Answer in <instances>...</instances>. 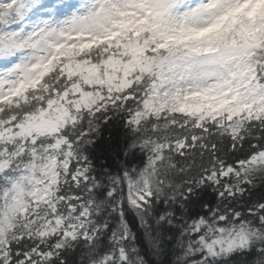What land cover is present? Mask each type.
<instances>
[{"label":"trees","instance_id":"1","mask_svg":"<svg viewBox=\"0 0 264 264\" xmlns=\"http://www.w3.org/2000/svg\"><path fill=\"white\" fill-rule=\"evenodd\" d=\"M57 2L0 3V55L20 58L30 15ZM254 12L264 17V0L230 9L202 34L154 21L135 37L127 19L103 41L104 58L97 46L53 61L0 102V264H264V119L209 122L155 108L172 64L202 49L237 58L264 85V20L255 24ZM43 112L55 129L18 135ZM36 181L46 199L32 196ZM136 183L151 192L141 206L131 200ZM240 232L244 246L213 249Z\"/></svg>","mask_w":264,"mask_h":264},{"label":"rangeland","instance_id":"2","mask_svg":"<svg viewBox=\"0 0 264 264\" xmlns=\"http://www.w3.org/2000/svg\"><path fill=\"white\" fill-rule=\"evenodd\" d=\"M13 1V0H11ZM249 0H60L44 10L39 17H33L26 31L35 43L34 52L22 50L27 59L0 55V101H8L22 94L23 80L39 74L43 67L63 48L59 60L73 59L77 54L102 43L124 20L135 21L140 32V22L160 21L173 27L185 25L190 28L206 29L222 18L224 13L235 7L241 10ZM0 3L9 5L8 0ZM258 15L254 16L257 23ZM264 20V17H263ZM205 60L182 61L172 66V79L163 84L156 93L159 111L182 112L206 118L225 110L234 117L238 112L233 102H240V111L248 117H262L264 114V85L253 70L231 58L223 50L207 51ZM4 65V66H3ZM95 63L88 80L98 73ZM245 72L243 77L239 73ZM162 108V109H160ZM135 123L137 120H134ZM132 121V122H134ZM56 121L47 113H41L32 122L20 128L21 136L53 130ZM14 138L16 135H9ZM6 164H0V170ZM45 170L51 177L56 174V165L50 162ZM21 189V188H19ZM22 191V190H20ZM131 200L135 206L147 203L151 193L141 184L132 186ZM32 196L46 199L49 196L42 183L34 182ZM25 208H22V213ZM247 242L244 233L219 239L213 249L229 251ZM3 256H7V252Z\"/></svg>","mask_w":264,"mask_h":264}]
</instances>
